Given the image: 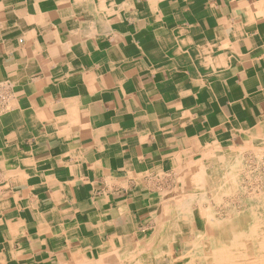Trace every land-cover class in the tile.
<instances>
[{"label": "crops", "instance_id": "crops-1", "mask_svg": "<svg viewBox=\"0 0 264 264\" xmlns=\"http://www.w3.org/2000/svg\"><path fill=\"white\" fill-rule=\"evenodd\" d=\"M263 121L264 0H0V264L137 244Z\"/></svg>", "mask_w": 264, "mask_h": 264}, {"label": "bare ground", "instance_id": "bare-ground-1", "mask_svg": "<svg viewBox=\"0 0 264 264\" xmlns=\"http://www.w3.org/2000/svg\"><path fill=\"white\" fill-rule=\"evenodd\" d=\"M244 142L217 147L199 157L192 170L177 173L151 235L137 244L111 246L91 264H155L166 255L167 264H264V169L259 172L245 157V151H254L259 164L264 156V121ZM196 213L204 228L195 225Z\"/></svg>", "mask_w": 264, "mask_h": 264}, {"label": "rangeland", "instance_id": "rangeland-1", "mask_svg": "<svg viewBox=\"0 0 264 264\" xmlns=\"http://www.w3.org/2000/svg\"><path fill=\"white\" fill-rule=\"evenodd\" d=\"M211 150V149H210ZM214 150V149H213ZM245 157L246 158H248L246 161L247 162H251V161H253V166H254V168H256L257 170H259V172H262L263 171V169H264V156L262 155V159H261V161H260V163L258 164L257 163V161H256V153L254 152V151H250V150H247V151H245ZM250 158H251V160H250ZM252 159H254V160H252ZM249 160V161H248ZM256 163V164H255ZM244 167H246V166H244ZM259 167V168H258ZM263 174H264V171L262 172ZM264 178V176L262 177V178H260L261 180ZM181 181V180H180ZM186 180L185 179H183L182 180V182L181 183H184ZM177 182H178V179H177V176H175V179H174V184H173V186L170 188V189H168L167 191H165L164 193V196L162 197V202H161V205H162V203H163V200H164V198L167 196V194L168 193H170V191H172L174 188H175V185H177ZM197 212V211H196ZM204 223H203V220L201 219V217L198 215V213H196V222H195V225L197 226V227H200V228H202ZM204 228V227H203ZM188 230H189V228H185L184 226H183V232H185V233H187L188 232ZM149 236V235H148ZM182 238L181 237H178L177 238V240H176V243H175V246H176V249H177V251H176V253H177V255H180L181 254V248H182ZM180 249V250H179ZM170 260H171V257L170 256H168V255H166L164 258H157V259H155V264H167V263H169L170 262ZM177 264H183V262L181 261V260H179L178 262H177Z\"/></svg>", "mask_w": 264, "mask_h": 264}]
</instances>
